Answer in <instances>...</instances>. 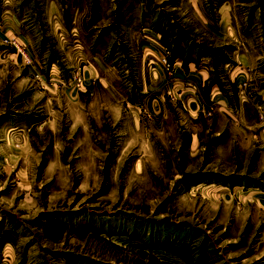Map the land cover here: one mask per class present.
<instances>
[{"label":"rangeland","instance_id":"obj_1","mask_svg":"<svg viewBox=\"0 0 264 264\" xmlns=\"http://www.w3.org/2000/svg\"><path fill=\"white\" fill-rule=\"evenodd\" d=\"M114 1L180 5L183 31L171 42L176 26L159 16L143 64L128 41L121 64L108 54L123 76L98 100L56 95L58 68L45 56L36 71L35 33L0 30V264H264V0H194L199 15L190 0ZM178 44L181 68L206 61L226 98L216 87L202 110L193 94L147 105V58L175 63ZM161 64L171 84L177 64Z\"/></svg>","mask_w":264,"mask_h":264},{"label":"crops","instance_id":"obj_2","mask_svg":"<svg viewBox=\"0 0 264 264\" xmlns=\"http://www.w3.org/2000/svg\"><path fill=\"white\" fill-rule=\"evenodd\" d=\"M107 1L110 0H0V30L8 33L15 31L35 33L33 44L35 48L39 49V58L34 59L37 63L35 64L36 71L39 74L45 71V56L48 60L46 68L52 69L51 71L54 72V68H58V74L53 73L56 76L52 77L53 85L57 91L56 95L69 93L71 100H75L74 98L79 95H89L90 99L98 100L100 91H104L109 80L115 86L119 84V80L123 76L119 75L121 72L118 74L115 68L113 70V67L108 66L113 62L106 59L108 54L109 57L117 55L119 57L118 64H121L122 43L128 41L134 55V49H137L138 55L143 31L154 37L150 38L156 43L155 39L160 40L161 37L160 34H157L160 33V22L158 19L155 20L159 16L161 21L165 20L172 24L168 27L176 26L175 29L173 27L172 29L177 40H171V42L179 43L180 32L183 31L180 26H183V23L174 24L173 18L185 14V11L180 9V5H175L171 9H156L154 4H152L153 6H139L136 3L133 8L123 9L120 7L116 10L118 3L114 0ZM193 1L190 0L193 7L189 11L199 15L197 3H193ZM166 10L168 13L164 14ZM115 32L119 33V37L113 35ZM205 34L219 38V35L214 31H207ZM166 41L165 44H167ZM116 44L117 49L111 54L110 50ZM178 45H176L174 54L177 69L171 78L173 81L171 84L159 58L155 56L147 58L149 64L156 65H153L152 71H149L145 66L144 73L146 75L145 86L147 84L146 92L150 93L147 96V105L149 104L154 111L160 110L162 103L159 98L166 93L176 95L181 98L180 101H183L185 96L193 94L197 97L195 108L202 110V107H198L202 106V98L205 97L207 100L209 96H215L218 89L221 90L219 88L221 85L216 82L207 83L208 80L213 81L217 78L216 70L199 57L197 60H187L188 68H181V63H184L185 59L182 57L183 52L180 51L181 44ZM244 52L245 49H243L241 57L239 56L240 62L242 59L244 63L242 68L248 66L252 69L250 66L253 64L252 59L251 57L246 59L243 56ZM142 56L140 55L138 59L143 64L142 59L146 55L142 54ZM250 69L247 70L250 71ZM234 74L237 75L232 72L230 77H236ZM73 76L82 81L78 88L73 87ZM65 80H68L71 86H66ZM221 93L226 98L227 90L222 89Z\"/></svg>","mask_w":264,"mask_h":264},{"label":"built area","instance_id":"obj_3","mask_svg":"<svg viewBox=\"0 0 264 264\" xmlns=\"http://www.w3.org/2000/svg\"><path fill=\"white\" fill-rule=\"evenodd\" d=\"M146 38H147V39H146ZM143 41H144L143 44H144L145 46H147V44L150 45L151 42H153L152 39H151L150 37H145ZM161 51H162V50L160 49V52H161ZM162 52H163V54H162L160 60H161V62L163 63V65H165L166 69H167V70H170V68H172V67L174 66V64H175V63H173V62L171 61V59H170V58H171V53H170L169 51H167V52H166V55H165V50L162 51ZM22 56H23L24 61H25L27 64L31 62V60H30V58H29V56H28L27 53L22 52Z\"/></svg>","mask_w":264,"mask_h":264}]
</instances>
